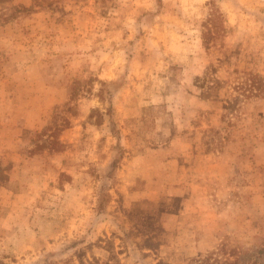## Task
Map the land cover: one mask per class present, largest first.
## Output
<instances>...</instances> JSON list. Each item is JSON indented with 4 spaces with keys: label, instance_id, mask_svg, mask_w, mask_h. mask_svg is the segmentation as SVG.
<instances>
[{
    "label": "rangeland",
    "instance_id": "1",
    "mask_svg": "<svg viewBox=\"0 0 264 264\" xmlns=\"http://www.w3.org/2000/svg\"><path fill=\"white\" fill-rule=\"evenodd\" d=\"M0 264H264V0H0Z\"/></svg>",
    "mask_w": 264,
    "mask_h": 264
}]
</instances>
